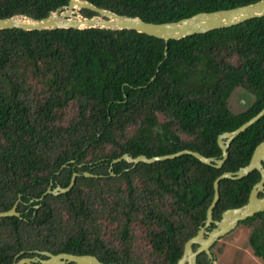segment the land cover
<instances>
[{
	"label": "trees",
	"instance_id": "16d2710c",
	"mask_svg": "<svg viewBox=\"0 0 264 264\" xmlns=\"http://www.w3.org/2000/svg\"><path fill=\"white\" fill-rule=\"evenodd\" d=\"M69 1L0 0V19H42ZM85 1L160 24L260 0ZM237 87L254 100L234 114L227 101ZM263 108L264 16L168 42L132 30L0 31V212L19 200L20 213L0 218V264L35 251L176 264L204 224L215 179L246 166L263 140L264 115L231 142L220 169L190 155L112 162L182 150L219 159L218 136ZM73 173L68 192L39 201ZM259 181L256 170L220 181L213 220L245 205ZM239 224L252 226L248 243L264 262V211ZM196 262L210 264L205 253Z\"/></svg>",
	"mask_w": 264,
	"mask_h": 264
},
{
	"label": "water",
	"instance_id": "95a60500",
	"mask_svg": "<svg viewBox=\"0 0 264 264\" xmlns=\"http://www.w3.org/2000/svg\"><path fill=\"white\" fill-rule=\"evenodd\" d=\"M82 10H88L94 13V16L87 18L81 15ZM264 16V0H260L253 4L221 10L210 13H198L190 18L181 19L177 22L169 23H150L145 22L137 17L120 16L111 11L96 7L85 0H70L67 6H62L42 19H33L23 15H16L6 19H0V31L18 29L23 31H45L56 29H103L110 31L132 30L137 33L145 34L165 42L169 40H180L195 34H204L209 31L229 28L245 21L261 18ZM264 115V108L261 109L254 117L243 123L237 129L231 132H225L218 136L217 144L221 150V157H205L197 152L190 150H182L173 154L154 156L147 158L146 156L130 157L127 154L115 159L112 163L125 161L134 168L139 163L153 164L156 162L171 160L183 155H190L203 165L213 166L220 169L228 157V149L231 142L247 128L256 123ZM64 167V166H63ZM258 171L260 181L256 183L250 191L248 201L245 205L226 210L222 213L220 220H213L212 211L219 200V183L224 179L239 180L246 177L252 171ZM111 175H113L111 173ZM77 173H73L70 183L67 187L60 186L50 189L43 193L39 201L46 195L58 196L68 192L74 185ZM85 177H93L89 173H84ZM260 193H264V138L255 147L249 163L239 168L236 172H225L213 182V198L206 211V219L203 226L198 230L196 236L190 238L183 248V253L176 264H197V256L205 253L210 264H215V259L211 252L214 243L221 237L230 233L236 226L264 211V197H259ZM17 200L11 209L0 212V218L20 217L17 212ZM214 224L213 228H210ZM196 246V249H193ZM36 256L31 258H20L18 254L12 264H105L96 257L90 255H71L57 254L53 255L49 252L35 251Z\"/></svg>",
	"mask_w": 264,
	"mask_h": 264
},
{
	"label": "rangeland",
	"instance_id": "374dc122",
	"mask_svg": "<svg viewBox=\"0 0 264 264\" xmlns=\"http://www.w3.org/2000/svg\"><path fill=\"white\" fill-rule=\"evenodd\" d=\"M254 100V97L242 87L235 88L227 101L229 110L237 114L246 109ZM253 227H260V221L256 220ZM252 232V226L238 224L227 235L218 239L211 248L215 264H264L253 255L248 243Z\"/></svg>",
	"mask_w": 264,
	"mask_h": 264
}]
</instances>
